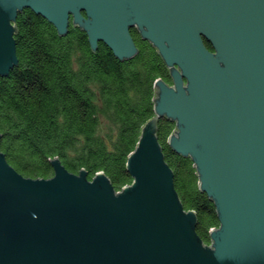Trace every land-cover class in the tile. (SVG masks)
I'll list each match as a JSON object with an SVG mask.
<instances>
[{"label": "water", "instance_id": "water-1", "mask_svg": "<svg viewBox=\"0 0 264 264\" xmlns=\"http://www.w3.org/2000/svg\"><path fill=\"white\" fill-rule=\"evenodd\" d=\"M31 10L61 37L83 30L120 61L139 53L135 29L170 70L117 193L99 173L49 179L17 172L0 149V264H264V0H0V77L18 65L14 23ZM208 43L213 51L206 47ZM191 158L220 228L211 246L185 211L156 136ZM2 135L0 134V144Z\"/></svg>", "mask_w": 264, "mask_h": 264}, {"label": "trees", "instance_id": "trees-1", "mask_svg": "<svg viewBox=\"0 0 264 264\" xmlns=\"http://www.w3.org/2000/svg\"><path fill=\"white\" fill-rule=\"evenodd\" d=\"M14 27L19 62L0 77V149L8 163L26 178L49 179L58 159L72 174L87 172L89 180L105 174L117 193L131 186L127 163L156 117V83L172 85L158 50L133 29L139 53L120 61L103 43L93 51L80 28L71 24L61 37L31 10L22 11ZM176 130L162 118L156 136L181 203L196 214L197 234L211 246L210 233L220 228L216 207L201 192L192 159L168 146Z\"/></svg>", "mask_w": 264, "mask_h": 264}]
</instances>
